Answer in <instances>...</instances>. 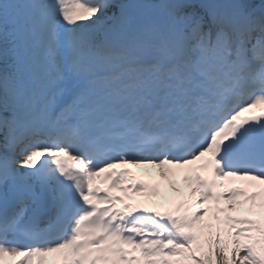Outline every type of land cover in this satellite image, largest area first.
Masks as SVG:
<instances>
[{"label":"snow or ice","instance_id":"6c2138e0","mask_svg":"<svg viewBox=\"0 0 264 264\" xmlns=\"http://www.w3.org/2000/svg\"><path fill=\"white\" fill-rule=\"evenodd\" d=\"M0 264H264V0H0Z\"/></svg>","mask_w":264,"mask_h":264}]
</instances>
